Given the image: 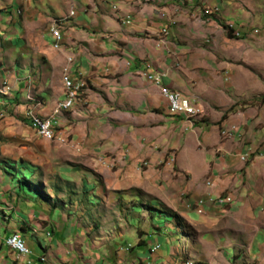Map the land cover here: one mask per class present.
<instances>
[{"label": "crops", "instance_id": "crops-1", "mask_svg": "<svg viewBox=\"0 0 264 264\" xmlns=\"http://www.w3.org/2000/svg\"><path fill=\"white\" fill-rule=\"evenodd\" d=\"M249 1L0 0V89L3 83L9 89L0 92V264H169L167 223L155 220L159 232L141 234L135 207L124 210L134 191L177 196L185 207L209 196L227 200L200 214L257 206L255 179L264 171L257 143L224 137L226 119L219 129L218 110L247 97L245 73L237 71V86L230 68L220 76L208 43L222 18L251 15ZM163 28L169 34L159 45ZM152 74L161 75L163 95L179 92L213 120L198 121L201 111L192 121L170 114ZM65 76L83 82L82 95L57 112ZM30 112L56 116L55 132L67 142L39 137ZM249 120L240 111L229 126L236 124L238 135ZM53 145L68 160L97 166V183L76 170L64 173L76 185H39L43 170L35 162H52ZM13 234L29 255L5 244Z\"/></svg>", "mask_w": 264, "mask_h": 264}, {"label": "rangeland", "instance_id": "rangeland-1", "mask_svg": "<svg viewBox=\"0 0 264 264\" xmlns=\"http://www.w3.org/2000/svg\"><path fill=\"white\" fill-rule=\"evenodd\" d=\"M248 3L249 11H247L252 16L237 19L222 18V23H219L220 29L208 36V43L212 46L211 62L215 63L214 68L220 70V76L230 68L235 75L234 83L237 86V71L243 69L246 79L247 97L238 99L235 96L230 106L218 110L219 129L221 130V122H225V119L226 130L237 128L236 124L230 123L229 126V122L238 112H246L250 117L249 123L244 125L242 133L238 135L233 133L229 139L240 137L241 144H249L254 140L257 143L256 152L263 157L262 167L264 164V102L262 101L264 98V0H252ZM230 25L241 35L230 36ZM246 30L248 32L244 33ZM222 80L225 82L223 77ZM224 114L227 117L222 119ZM211 116L214 118L211 114H203L198 121H212ZM61 150L62 148L53 145L52 162L44 159H37L38 161L35 162L43 170L39 182L36 181L39 185L45 187L46 183L48 185L52 183V186L58 189H61L62 185H76L72 181L73 176L71 178L64 174L66 171L76 170L86 172L91 177L93 175L97 183V166L75 158L68 160ZM50 171L53 173L52 177H46V173ZM263 173L264 171L258 180L255 179L259 196L258 201H255L257 206L251 209H239L238 206L228 205L213 214H200L190 204L183 206L177 196L166 195L169 200H165L164 195H158L157 192L153 194L151 192L148 196L137 191H134L133 198L123 207L126 211L129 208L126 207L127 205L135 207V212L138 213L134 214V218L139 219L138 232L140 231L141 234L148 233L147 230L150 229L153 234H157L159 226L154 224L155 220L162 226L167 223L169 231L167 243L172 251L169 264H186L188 261L193 264H264ZM141 211L146 217L143 221L140 220ZM180 212H185L186 215L182 216ZM174 214L184 221L183 225H179ZM132 242L135 243L133 239Z\"/></svg>", "mask_w": 264, "mask_h": 264}, {"label": "built area", "instance_id": "built-area-1", "mask_svg": "<svg viewBox=\"0 0 264 264\" xmlns=\"http://www.w3.org/2000/svg\"><path fill=\"white\" fill-rule=\"evenodd\" d=\"M204 13L206 15H210L212 13L211 9H205ZM229 29L233 31L234 36H240L241 33L234 29L232 25H230ZM169 34V31L167 28H163L160 32V38H159V45H163L166 43L167 36ZM54 41L59 42L61 45L62 35L61 31L58 28V30L53 35ZM148 79L153 81L156 85L161 86V80L162 77L159 74H152L148 76ZM82 81H75L73 80L72 85H70V94L66 95L65 101H64V108H67V111L70 110V102L71 101H77L80 96L82 95ZM163 86H161V93L163 95ZM165 99L168 102V109L169 113L172 115H181L186 117L187 120L192 121L194 119V111H201V115L203 114V110L201 107H199L193 100L189 99L188 97L183 96L179 92L170 91V95H163ZM60 123V122H59ZM59 123L56 129H49L47 128V123H45L44 127H37L32 126L34 129H38L40 132V137L42 139H45V135H48V130H56L58 131ZM31 126V125H30ZM229 132H235L236 133V127H233L229 130ZM174 161V158L171 157ZM248 159L246 156H241V161L246 162ZM113 165H108L109 168H111ZM211 206V207H220V203H214L212 201L206 200V198L200 199L198 203L195 205V209L197 212H201L202 210H205V207ZM5 244L14 252L18 253L19 255H29L31 253L30 249L27 247L25 241L23 238L19 237L17 234H13L9 238L5 240ZM132 248L131 244L126 245L123 249L124 251L128 252ZM159 249V245L154 246L152 251L155 252ZM45 259L42 258V261Z\"/></svg>", "mask_w": 264, "mask_h": 264}, {"label": "bare ground", "instance_id": "bare-ground-1", "mask_svg": "<svg viewBox=\"0 0 264 264\" xmlns=\"http://www.w3.org/2000/svg\"><path fill=\"white\" fill-rule=\"evenodd\" d=\"M57 30H58V26H53V28L51 29L52 35H54V33ZM63 82H64L66 95H68V94H70V85H72L73 81L68 76H65L63 79ZM82 87H83V85H82ZM0 92L3 95L9 94V89L7 88L6 83H3V87L0 89ZM164 95H170V91L169 90L164 91ZM64 101H65V99H64ZM64 101L58 103V105L56 107L57 112L67 111V108H64ZM74 103H75V101L70 102V109L74 106ZM199 112L200 111H194V117H196L199 114ZM29 120H30L31 126L44 127L45 123H47V128H49V129H55L56 124H57L56 116H52V117L43 119V118H40L38 116H35L32 112L29 113ZM36 132H37L38 136L40 137V132L38 129H36ZM233 133H235V132H229V130L222 131V135L226 138H229ZM45 140L58 141V142H62V143L67 142V139L65 137H63L62 134L56 133L55 130H48V135H45ZM206 200L212 201L214 203H220L221 207H223L225 204H227V200L224 197H212V196L210 197L209 196V198H207ZM18 236L21 237L20 235H18ZM186 264H191V263L187 262Z\"/></svg>", "mask_w": 264, "mask_h": 264}, {"label": "trees", "instance_id": "trees-1", "mask_svg": "<svg viewBox=\"0 0 264 264\" xmlns=\"http://www.w3.org/2000/svg\"><path fill=\"white\" fill-rule=\"evenodd\" d=\"M229 30H230V33H229L230 36H234L233 31L231 29H229ZM262 101L264 102V98L262 99ZM226 117H227V115L224 114L223 117H222V119H224ZM174 217L177 218L179 225H183L184 221L178 215L174 214ZM142 244H143V242L142 241H139L138 244H137V246H141Z\"/></svg>", "mask_w": 264, "mask_h": 264}]
</instances>
